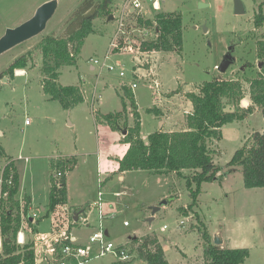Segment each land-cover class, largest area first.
I'll return each instance as SVG.
<instances>
[{
	"label": "rangeland",
	"instance_id": "374dc122",
	"mask_svg": "<svg viewBox=\"0 0 264 264\" xmlns=\"http://www.w3.org/2000/svg\"><path fill=\"white\" fill-rule=\"evenodd\" d=\"M49 1L0 0V38L7 29L30 20ZM84 1L59 0L57 12L42 34L0 56V168L7 162L15 165L20 175L18 197L23 200L27 195L32 199L31 216L37 214L42 218L38 225L40 233L68 230L71 218L67 214L75 207L97 201L102 180L103 205L106 212L115 215L103 222L109 231L108 241L131 249L130 264H146L132 251L136 246L131 241L145 236L158 239L170 264H206L203 231L199 226L207 228L212 240L220 232L228 249H249L246 264H264V190L247 189L242 168L221 182L204 183L198 204L190 209L192 198L187 185L176 175L150 174L144 170L114 174L117 158L128 149L124 133L112 130L98 119L99 113L123 109L122 87L126 86L134 93L137 106L134 110L128 102V123L133 128L140 122L145 143L156 130L186 129V119L192 111L189 94L199 92L203 84L214 79L241 80L246 84L248 78L257 77L262 71L258 67L263 63L258 50L264 43V24L257 27L255 20L261 11L264 14V0H243L245 16L234 14V0H165L160 11L178 13L183 23L182 49L171 53L140 52L138 44L156 39L157 35L153 29L139 27L136 14L126 15L123 33L119 31L120 12L127 0H113L115 20L96 19L94 33L87 36L76 65L59 69V83L80 86L85 94V102L65 110L60 102L49 100L44 94L45 76L38 46L46 36L63 35L67 22ZM146 10L148 13L144 15L150 18L156 12L151 4L146 5ZM116 33L120 45L107 60V67H114L115 71L107 68L101 71L100 64L95 66L94 62L106 59ZM130 42L135 48L133 55L124 50ZM231 45L235 46L236 62L223 74L217 66ZM29 52L34 59L29 67L11 75L8 71L11 64ZM243 101L251 104L249 97ZM243 101L237 107L224 100V107L228 111L247 109ZM26 120L30 121L28 125ZM256 131L264 132V116L259 108L253 107V113L245 120L223 126L221 140L208 141L215 164L223 168L219 174L228 171L227 164L235 152L247 145ZM20 156L28 161L19 160ZM64 156L78 159V165L67 173L68 201L58 212L45 216L51 176L56 173L50 163ZM163 199L174 200L149 223L152 209ZM165 225L169 226L167 231L162 230ZM73 232L88 244L95 231L81 223ZM35 234L26 231L25 241L34 245ZM97 253L95 247L93 256ZM119 262L114 253H107L85 264ZM42 264L56 263L49 256Z\"/></svg>",
	"mask_w": 264,
	"mask_h": 264
},
{
	"label": "trees",
	"instance_id": "16d2710c",
	"mask_svg": "<svg viewBox=\"0 0 264 264\" xmlns=\"http://www.w3.org/2000/svg\"><path fill=\"white\" fill-rule=\"evenodd\" d=\"M113 0H85L74 12L67 22L63 35L46 36L38 46L42 57V89L49 100L58 101L65 110H70L85 102V94L80 86H65L59 83V69L64 66L76 65L78 55L87 39L94 33V22L104 17L113 16ZM153 17L137 15L139 27L154 30L156 39L143 40L138 44L139 51L148 53L154 51L171 53L179 52L183 45V23L181 16L176 12L164 13L156 11ZM134 14H131V16ZM256 26L264 24L262 11L256 16ZM121 42V40H120ZM119 43V41H118ZM120 45V44H119ZM259 57L263 60L261 72L257 77L246 81L214 79L205 83L199 92H192L188 100L192 103V111L186 119V129L168 132L156 130L149 136L148 143L141 137L140 122L135 127L128 123V102L136 110L135 95L123 86V109L116 113L98 114V119L105 122L112 130L126 132L123 141L128 145V150L118 160V172L144 170L150 174H172L185 181L192 198L190 209L198 203L204 183L221 182L225 177L242 168L245 187L261 188L264 190V132L256 131L252 134L250 142L238 149L231 158L228 171L215 164L212 150L208 141L223 137V126L234 121L245 120L253 113V107L261 110L264 116V43L260 44ZM33 57L29 52L21 56L8 68L11 75L16 70L26 69ZM245 85L247 88H245ZM249 97L251 104L247 109L237 108L229 111L224 107V100L230 104L241 105ZM243 111L239 113V111ZM136 117L138 112L136 111ZM78 160L75 157H61L52 159L51 169L62 172L60 179L51 176L50 200L45 216L56 213L68 201V188L66 184L67 173L74 170ZM6 170L13 172V184L10 187L9 198L0 209V233L2 238V253L0 264H37L35 246L29 241L24 244L17 243V236L22 231L38 233V220L35 224L31 220V198H19L20 175L15 165L11 162ZM188 172L189 174H186ZM174 198V196H172ZM88 206L74 210L75 214L87 211ZM44 216V217H45ZM73 218H71L72 222ZM70 222L69 231L76 225ZM203 231L204 255L206 264H246L249 259L247 248H224L214 244L207 228ZM204 229V230H203ZM136 246L134 250L138 258L146 264H170L165 258L162 244L154 237H141L131 240ZM68 242V241H67ZM131 253V249H130ZM115 264H130L122 261Z\"/></svg>",
	"mask_w": 264,
	"mask_h": 264
},
{
	"label": "built area",
	"instance_id": "2783aa9c",
	"mask_svg": "<svg viewBox=\"0 0 264 264\" xmlns=\"http://www.w3.org/2000/svg\"><path fill=\"white\" fill-rule=\"evenodd\" d=\"M164 3L165 0H127L123 6L122 11L120 12L121 19L119 31L124 28L126 15L130 16L131 14H136L145 16L148 13V11L146 10L147 4H151V8L153 11H160ZM118 35L119 33H116V38L113 40L109 47L106 59L102 63L98 60L94 62L95 66L100 64L101 71L105 68L109 69V71L111 72L115 71L114 67H107V60L109 58V54L114 49L119 48V43L117 41ZM124 50L130 55H133L135 53V48L134 46H132V42L127 44L124 47ZM119 74L121 76H125V73L123 72H120ZM29 123L30 121L26 120V125H28ZM18 159H25L26 161H28V158H24L21 156ZM10 163L11 162H7L2 168H0V209L9 198L11 192L10 187L13 184V172L8 173V171L6 170L7 166ZM61 176L62 172H58L55 174V177L57 179H60ZM99 187L100 191L98 194V200L92 204L93 209H95L98 213V226L95 232L90 235L88 244L82 246L75 244V240H73L72 235L64 229L53 232L39 233L36 234L34 239L36 259L45 261V259L50 256L56 264H85L94 258H101V256H104L107 253H114L117 256L118 261H128L130 259V248H128L127 245L116 246L114 243L108 241V230L103 222L105 219L112 218L115 215L113 213H107L105 210V205H103L104 192L102 190V180L100 181ZM72 218L73 220L71 223L74 225H78L81 223L88 224L89 222V216L85 215V213L82 212L79 215L77 221L74 220V217ZM39 219L40 217L37 214L31 216L33 224L36 223ZM124 224L128 225L127 222H124ZM181 224L184 225L185 221L182 220ZM168 229V225H165L162 228L163 231H167ZM18 237L19 244H24V236L22 234H19ZM95 247L98 248V253L93 256V249Z\"/></svg>",
	"mask_w": 264,
	"mask_h": 264
},
{
	"label": "water",
	"instance_id": "95a60500",
	"mask_svg": "<svg viewBox=\"0 0 264 264\" xmlns=\"http://www.w3.org/2000/svg\"><path fill=\"white\" fill-rule=\"evenodd\" d=\"M58 7L59 0H51L46 2L38 8L35 15L30 18V20L24 22L19 27L7 29L5 34L0 38V56H2L3 53L20 46V44L35 39L40 34H42L57 12ZM246 11V5L244 4L243 0H234V14L238 16H245ZM114 20L115 17L113 16H110L108 19L110 22ZM204 31L207 32V29L204 28ZM234 49L235 46L231 45L228 48L227 55L224 57L222 63L219 67L217 66V69L223 74L227 73L228 69L236 62V58L234 57ZM258 67L261 69L262 63H260ZM248 103V101H243V106L247 107ZM126 134L127 133L124 132V135ZM173 200L174 199L161 200L158 205L152 209V215L148 219V222L152 224L156 214L161 211L163 207L168 206ZM79 215L80 213L74 215L75 221L78 220ZM213 240L214 244L217 246L222 247L225 244V240H223L222 234L220 232H217L213 235ZM2 247V238L0 233V251Z\"/></svg>",
	"mask_w": 264,
	"mask_h": 264
},
{
	"label": "crops",
	"instance_id": "0c3cea01",
	"mask_svg": "<svg viewBox=\"0 0 264 264\" xmlns=\"http://www.w3.org/2000/svg\"><path fill=\"white\" fill-rule=\"evenodd\" d=\"M94 69V67H92V70ZM161 120L164 122V118H161ZM161 120L159 121L160 122V124H161ZM164 124H165V122H164ZM159 130H161V129H159ZM165 130V129H164ZM169 132H172V131H169ZM124 137H125V135H124ZM124 139V138H123ZM127 148H128V145H127ZM128 150V149H127ZM127 152V151H126ZM125 152V153H126ZM124 156V155H123ZM122 156V157H123ZM65 157V156H64ZM122 157H120V158H122ZM76 158V157H75ZM120 158H117V169H115L114 170V174H118L119 172H118V160L120 159ZM78 160V159H77ZM78 165V164H77ZM113 174V175H114ZM120 174H123V173H120ZM112 178V175L111 176H109L108 178H107V181L108 180H110ZM120 179H123V176H121V178ZM170 196H172L173 194H169ZM27 196V195H26ZM94 203V202H93ZM93 203H91V204H87V203H85V204H83V205H81V207H75L73 210H71L68 214H67V216H69L68 218H72V217H74V215H75V211L74 210H76V209H81V208H84L85 206H88V209H87V211H85V212H82V213H85V215H87V216H89V222H88V224H86V225H88L89 227H91V228H93L94 229V231L97 229V224H96V222H97V220L95 221V218H97L98 217V213H97V211L95 210V209H93V206H92V204ZM31 210H32V199H31ZM108 213V212H107ZM68 218H67V220H68ZM40 219H42L41 217H40ZM39 219V220H40ZM74 220H75V218H74ZM42 221V220H41ZM40 221V222H41ZM93 222H95V223H93ZM35 224V223H34ZM38 225H39V223H38ZM38 225H36V226H38ZM80 224H78V225H76V226H74L70 231H69V229L67 230L71 235H72V237H73V240H75V244H77V245H80V246H82V245H86L87 244V241L86 242H84V241H81V239H79L80 238V235L79 234H75L73 231L76 229V228H78V226H79ZM39 227V226H38ZM54 231H59V230H54ZM51 232H53V230L51 231ZM40 233V231H39V228H38V233L37 234H39ZM19 234H22L23 236H24V238L26 237V231L24 232L23 230L19 233ZM108 234H109V231H108ZM36 235V234H35ZM92 235V234H91ZM224 240V239H223ZM225 245H226V241H225ZM225 245L224 246H222V247H224V248H226L225 247ZM36 263L37 264H42L43 263V261L42 260H40V259H36Z\"/></svg>",
	"mask_w": 264,
	"mask_h": 264
},
{
	"label": "flooded vegetation",
	"instance_id": "af4514ba",
	"mask_svg": "<svg viewBox=\"0 0 264 264\" xmlns=\"http://www.w3.org/2000/svg\"><path fill=\"white\" fill-rule=\"evenodd\" d=\"M226 52H227V51H226ZM226 55H227V53H226ZM226 55H225V56H226ZM225 56H224V57H225Z\"/></svg>",
	"mask_w": 264,
	"mask_h": 264
}]
</instances>
